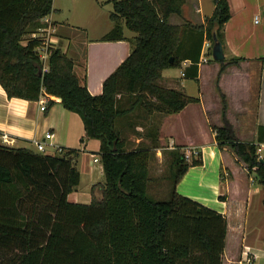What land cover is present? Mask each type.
Segmentation results:
<instances>
[{"label":"trees","instance_id":"obj_1","mask_svg":"<svg viewBox=\"0 0 264 264\" xmlns=\"http://www.w3.org/2000/svg\"><path fill=\"white\" fill-rule=\"evenodd\" d=\"M53 1L0 0V84L9 98L55 97L78 114L85 128L82 143L101 142L105 183L94 187L102 196L90 205L71 203L68 196L80 185L78 150L42 153L0 144V264H223L226 216L176 190L190 168L203 165L201 158L187 162L182 147L171 151L170 195L153 200L147 194L149 163L159 133L149 131L150 147L128 150L116 122L140 108L148 115H170L199 102L163 87L162 73L188 62L183 78L198 81L204 43H211V56L214 30L223 44L224 26L231 18L228 1L216 0L213 15L202 26H175L169 18L181 16L188 0H111L114 26L101 41L125 40L124 28L136 37L130 40V56L96 96L61 49L52 50L49 71L43 73L40 21L53 12ZM241 60L219 62L221 72ZM222 102L223 126L213 127L215 141L220 149L230 147L248 171L257 168L264 186L256 145L237 139L224 96ZM53 104L50 100L49 106ZM258 136L257 142H263V126Z\"/></svg>","mask_w":264,"mask_h":264},{"label":"crops","instance_id":"obj_2","mask_svg":"<svg viewBox=\"0 0 264 264\" xmlns=\"http://www.w3.org/2000/svg\"><path fill=\"white\" fill-rule=\"evenodd\" d=\"M110 1H96L95 11L97 13H101L103 9L109 12L107 22L89 18V13H87V15L89 14L87 19L78 21V25L66 23L71 22L70 19H66L64 22L58 21L57 17L61 15L62 11L55 7V0L53 1V12L42 19L43 23L44 21L49 22L51 33L55 36L54 39L52 38L55 45L57 41L64 42V52L68 55L71 45L78 42L77 45L84 46V61L82 65L75 62V73L82 83L85 78L87 88L93 96L102 94L105 80L130 56L132 53L130 40L136 37L135 33L124 28L125 40L101 41L102 37L114 26V22L110 19V14L113 11V4L109 3ZM215 1L188 0L183 7L182 15H172L169 18V23L175 26H184L186 23L202 26L205 24V19L213 15L216 7ZM227 1L231 18L223 30L225 63L234 58H242V60L237 65H226L224 71L221 72L222 64L214 61L212 55L210 56L211 43L206 40L199 65V77L196 81L199 86L198 97L188 93L187 81H183V70L189 65L188 62L182 63L180 68L164 70L161 81L167 88L181 91L188 97L198 98L199 102L187 105L177 114H147V116L157 122V128L154 127L152 131H158V143L162 146L161 141L166 142L168 151H174L176 147L194 148L203 155V165L188 170L178 183L177 192L181 184L190 177L196 168L205 167V153H208V159L210 157L214 159V184L217 185L220 182V188L213 194V206L208 204V207L224 214L227 218L228 232L223 264H241L246 263L244 261L245 248H249L250 252H253L257 259L259 258L254 249L256 241L250 239L254 237L252 234L255 231L252 227L254 221L252 197L255 193L258 195L263 193L262 208L264 209V190L260 192L258 189H253L256 184L253 178L255 173L254 175L249 174L247 165L243 161H241V165L238 163L240 159L234 152L228 151L230 147L218 148L213 127L223 126L222 96L225 97L227 103V120L240 142H257L258 129L260 126L264 127V0ZM258 15L262 17V20L257 18ZM254 18L258 19L255 20V24ZM79 39L82 40L78 41ZM207 42L210 43V46L205 45ZM73 60L75 61L74 58ZM176 70H179L178 74L175 72ZM176 80H179L181 89L177 87ZM50 100L54 101L52 106H49ZM41 102L48 105L44 112L41 111ZM197 112L201 115L200 123L203 131L198 130ZM1 134L9 136L10 145L6 146L10 148H24L39 152L34 142L42 141L46 143V152L52 150L54 153L57 149L62 148L78 150L75 166L80 173V185L69 194L68 201L90 205L94 198H101L100 189L97 187L98 189L94 190L95 186H102L105 183L101 161L94 162V159L100 160L98 154L101 142L86 140L85 143H82V139L85 137L82 118L65 109L59 98L42 96L38 101L9 98L0 84ZM47 134H52V139L45 140ZM202 135L208 137L207 144L200 143L199 138ZM162 149L164 148H159V145L155 149L158 160L163 158ZM225 154L231 157L230 166L225 163ZM241 174L242 178L237 179V176ZM209 176L208 179H210ZM242 180L244 183L240 188L239 197H237L234 187ZM258 233L263 240L264 227H261ZM231 238L237 241L238 255L230 253L229 262H227V244ZM262 246L264 247V242Z\"/></svg>","mask_w":264,"mask_h":264},{"label":"rangeland","instance_id":"obj_3","mask_svg":"<svg viewBox=\"0 0 264 264\" xmlns=\"http://www.w3.org/2000/svg\"><path fill=\"white\" fill-rule=\"evenodd\" d=\"M96 1L97 0H55V7L60 9L62 11L61 15L57 17L58 21H66V19H70L71 22L70 25H78V21L81 19H87L88 15L89 18H97L99 21L102 20V22L108 21V11L103 9L101 13H97L95 11L96 8ZM100 1V0H99ZM206 2V0H203ZM87 13H89L87 15ZM258 19L262 20V17L260 15L257 16ZM254 18V24L255 20H258ZM44 28H47V24H44L42 20L40 21ZM43 28V29H44ZM52 32L50 30L49 32L41 33L45 36V40L49 38V34ZM76 35H80L78 33H75ZM52 38L54 39V35H52ZM78 38V37H76ZM52 39V40H53ZM82 39H79L78 41H81ZM78 44V42H77ZM76 43L74 45H71V50L69 52V56L75 59L76 64L79 63L80 65L83 64L84 61V46L83 45H77ZM56 48L61 49V51L64 52L65 49V43L62 41H57ZM72 58V59H73ZM177 74L179 73V70L175 71ZM186 82V88L188 90V93H191V95H196L198 97V83L194 80H188L184 79L183 81ZM178 88H180V82L179 80L175 81ZM161 85L165 88V84ZM169 89V88H168ZM181 89V88H180ZM207 105H208V90H207ZM48 107V105L46 106ZM208 109V108H207ZM200 113H196V120L198 122V130L203 131V127H201L200 123ZM151 120L147 113L145 112V109L140 108L139 110H136L134 113L129 114L126 117L119 118L116 122V127L118 130L121 131L122 139L125 140L127 144L128 150H134L139 147H150V139H148L147 135L149 134V131H151L154 127L157 128V122H154ZM200 143L207 144L208 143V137H204L202 135L200 138ZM139 140V141H138ZM42 142V141H40ZM159 144V148L162 149L163 152V158L161 160L156 159V151H154V157L150 160L149 163V174L151 182L148 186V196L153 200H166L171 192L172 186H173V158L171 155V151H168L166 148H168L166 142H162ZM257 142H249L246 144H256ZM177 148V147H176ZM219 148V147H218ZM187 150H192L194 153H197L198 156L196 158H201L203 161V155L202 153L194 148L191 149H181V152L186 153ZM230 153L233 152L231 148L228 149ZM46 153H52V150H47ZM196 156V155H195ZM205 159H206V165L204 168H196L194 172L186 179V181L181 184L179 187L178 192L181 194L190 197L193 200H196L204 205L210 204L213 206V194L218 191L220 188V182L216 185L214 184V174L213 169L215 168L214 165V159L210 157L208 159V153H205ZM192 159L187 160V162H191ZM231 157L230 155L225 154V163L230 166ZM240 160L238 163L241 165ZM200 167V166H199ZM248 171V170H247ZM257 168H254L249 174L254 175V181L256 184L253 186V189H258L261 191L264 190V186L261 184L259 178L256 175ZM200 174L203 176H200ZM208 175H210V179H208ZM242 174L237 176V179H241ZM249 182V180H248ZM247 182V183H248ZM244 183V180L242 182L236 183L234 187V192L237 197H239L240 194V188L242 184ZM251 184V182H250ZM223 198V197H222ZM262 198L263 193H260L259 195L257 193L254 194L252 197V204H253V217L254 221L252 224V227L255 230L253 232V239L256 241L254 245V249L259 255V258L253 263V264H264V247L262 246L263 240L260 235L259 229L264 227V209L262 208ZM258 231V232H257ZM258 233V235H257ZM257 235V236H256ZM232 253L235 256L238 255V244L237 241L234 239H229L227 244V254H226V261H228L229 254ZM239 260V257H238ZM224 263V261H223ZM228 264V263H227ZM241 264H248V263H241Z\"/></svg>","mask_w":264,"mask_h":264},{"label":"built area","instance_id":"obj_4","mask_svg":"<svg viewBox=\"0 0 264 264\" xmlns=\"http://www.w3.org/2000/svg\"><path fill=\"white\" fill-rule=\"evenodd\" d=\"M44 24H47V28L41 29L42 33L49 32L51 30L49 22L44 21ZM41 31H40V37L43 38V43H42V47L38 51V55H39L40 60L43 63V73L45 74L49 71L48 62H49L52 50L56 49V46L52 40L51 33L49 34V38H47L45 40V36L41 33ZM205 45L210 46V43L207 42ZM203 61H205V60H203ZM41 104H42L41 111H43V112L46 111L47 105H45L44 102H41ZM52 137H53L52 134H47L45 137V140H50V139H52ZM0 144L4 145V146L10 145V138L7 134H1L0 135ZM34 144H35V146L39 152H42V153L46 152V143L45 142L35 141ZM255 145H256L257 161L264 164V141L259 142V143L257 142ZM57 150H60V149H57ZM197 156H198V154L194 153L192 150H187L185 153L186 160L196 158ZM99 161H100L99 159H94V162H96V163H98ZM244 256H245L244 261L248 264L253 263L254 260L257 259V256L253 252H250L249 248H245Z\"/></svg>","mask_w":264,"mask_h":264},{"label":"water","instance_id":"obj_5","mask_svg":"<svg viewBox=\"0 0 264 264\" xmlns=\"http://www.w3.org/2000/svg\"><path fill=\"white\" fill-rule=\"evenodd\" d=\"M213 60L216 62H221L225 60L224 47L222 42L218 38L217 30L213 32V50H212ZM173 62V60H171Z\"/></svg>","mask_w":264,"mask_h":264}]
</instances>
